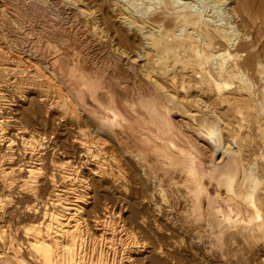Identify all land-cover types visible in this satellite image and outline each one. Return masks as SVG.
Instances as JSON below:
<instances>
[{
	"label": "bare ground",
	"instance_id": "bare-ground-1",
	"mask_svg": "<svg viewBox=\"0 0 264 264\" xmlns=\"http://www.w3.org/2000/svg\"><path fill=\"white\" fill-rule=\"evenodd\" d=\"M25 1L0 0V264H140L141 260L144 264H168L162 257L181 264L161 248L156 254L159 259H151L154 250L148 251L145 238L119 217L126 209L130 181L127 170L109 157L108 144L130 150L143 175L139 185L145 182L153 191L150 202L159 199L166 205L162 208L155 203L157 215L165 218L167 228L182 235V242L187 239L201 263L211 264L216 258L206 248L215 245L226 248L227 252H217L223 264H264V255L254 259L253 247L257 245L254 239L264 235V169L259 172L254 159L245 167L247 159L236 143L243 130L254 126V137L259 138V142L254 139V151L264 150V12L251 18L255 37L248 44L229 19L222 23L208 13L213 7L225 6L227 0H198L203 4L199 8L193 0L121 1L120 14L124 11L133 14L135 22L157 25L158 34L150 32L145 37L154 58L144 48L138 56L147 59V66L159 65L158 71L164 75L171 68L173 81L178 76L177 65L183 72L190 69L191 88L215 98L237 117L235 128L226 134L227 126L213 112L193 117L191 125L175 121L184 114L178 98L152 79L145 66H136L134 60L125 62L132 53L126 34L117 30L108 34L111 28H105L104 34L92 25L89 32L97 38L92 41L107 38L108 47L97 52L104 59L89 58L91 39L81 40L73 34V47L49 39L60 33L67 42L71 32L45 16L46 8L38 5L51 1L56 6H72L73 0L68 4L66 0ZM139 1L149 4L142 6ZM243 2L233 3L236 9L230 7L234 15L237 10L246 14ZM103 8L99 5L97 9L103 14ZM75 14L83 16L82 12ZM153 14L156 16L148 17ZM36 15L46 17L40 30L48 38L25 42V35L15 34L10 40L12 30L16 33L25 23L32 24ZM10 50L23 57H13ZM64 58L71 63L69 69L78 72V83L64 75L60 65ZM169 58L173 64L166 62ZM121 66L133 73L137 69L146 84L132 90L130 85L135 88V84L120 73ZM25 101L62 123L73 121L77 151L72 156L62 151L57 136L51 138L45 131L31 128L32 122L46 125L47 120H39L31 107L23 110L20 103ZM247 117L250 120L244 126ZM161 133L168 139L159 138ZM172 139L179 142V149L172 150ZM48 150L55 158L49 162ZM172 158L181 163L169 164ZM93 179L109 182L110 198L98 201L102 203L101 215H96L97 204L87 192ZM58 181L66 198L58 193L45 202L49 186ZM91 209L95 210L93 216ZM235 246L245 248L240 256L232 252ZM192 263L197 261L188 262Z\"/></svg>",
	"mask_w": 264,
	"mask_h": 264
},
{
	"label": "rangeland",
	"instance_id": "rangeland-1",
	"mask_svg": "<svg viewBox=\"0 0 264 264\" xmlns=\"http://www.w3.org/2000/svg\"><path fill=\"white\" fill-rule=\"evenodd\" d=\"M28 1H30V0H27L25 2H28ZM68 1L69 0L65 1V2H67L66 4H68ZM76 1H78V0L72 1L75 3V5H72L73 7L70 4L65 6L64 5L65 3L56 6L51 1H47V3L43 4V5L38 3L39 6L44 7L43 9L46 8L45 9L46 10L45 16H48V18H51V20H53V21H58V23L63 24L62 26L68 28L71 32L70 36H69V40H68L70 42H68V41L64 42L68 38L65 39L64 36L60 33L54 34L51 37H49L50 40H52L53 42H56L57 44L69 43V45L71 47H73L74 46V42H73L74 40H73L72 36H73V34H76L75 35V37L77 36L76 38H79L81 40L87 39V41H89V39H91L89 41V42H91L92 40H95V38H96L91 32H89V29L92 28L93 26H95L96 29L103 31L104 34L105 33L107 34L106 29L109 30L110 28L112 30L110 29L111 31L108 32V34L112 33L114 30L119 31L121 34L122 33L126 34L130 38V41L132 43V53L128 56L129 61H127V58L125 57V62L130 63L131 61L134 60L136 66H138V67L139 66H141V67L145 66L144 68L148 69V72L150 71V76H152L151 77L152 79H155L167 91H169L170 94H172L174 97L178 98L179 102L182 105V109H183L184 114L183 115L179 114L178 116H176L175 121L179 122L182 125H191L193 122V120H192L193 117L200 118L201 116L209 115V113L213 112L214 114L218 115L222 119L223 123H225V125L227 126L226 132H225L226 134L229 133L230 129L235 128L237 117L235 118V116L233 115V112L229 108H226L225 105H220V103H218V101L215 98H212V97L207 96L205 94L203 95L198 90L191 88V85L188 81V76L190 75V72H191L190 69L187 70L188 68H186V70L184 69V72H183V70H182L183 68L181 67V65H177L175 68L176 69L175 72L178 76H177V79H175L173 81L172 80L173 75L171 74V71H172L171 68L168 70L170 74L168 72H165V75H164L160 71H158L160 69L159 65L157 66L155 64L154 65L151 64L150 66H147V64H146L147 59L145 60L144 58H141L138 56V53L142 54V52H143L142 49L144 48V52L148 53L149 57H151V59L154 58L153 57L155 55L154 50H153V48H152V50H150L151 47L149 46V41H147L146 38H147V34L150 32H154L156 35L158 34V33H156V31L158 30L156 28L157 25H153L149 22L148 23L146 22L144 24L141 23L140 21L135 22V20H134L135 16H132L133 14H127L124 11H121V14H120L121 6L123 5V3L121 2L122 0H111V1L110 0H96L95 2H90L91 0H80L78 2H76ZM197 1L193 0L195 6H197L198 8L200 6H203V4H200V2L199 1L197 2ZM237 1L238 0H229V1L227 0L226 5H225L226 7L225 6L213 7V8L208 10L209 11L208 13L210 16H212L213 20L214 19L219 20V21L222 20L221 21L222 23H224L227 19H229L228 21L231 22L234 26H236L240 36L243 35L242 39L246 40L247 43L249 42L248 44H251L253 38L255 37V31H254L255 29L253 30V24L251 22L252 21L251 18H253V16L254 17L257 16V13L264 12V0H246V1L241 0V1L245 2L246 14L243 13V11L237 10V13L234 15L232 13V11L230 10V7H233L234 9H236L237 5H234L233 3L236 4ZM146 2H148V1H144V2L139 1V2H137V4L140 5V3H141L142 6H145V4L146 5L149 4ZM50 3H52L53 5ZM99 5L100 6L102 5V7H104L103 8L104 9L103 14L97 9ZM76 7H77V9H76ZM76 11L82 12L83 16L82 15L77 16L75 14ZM159 11H157L155 14L157 15V13ZM32 13H33V11L31 12V14ZM247 13H248V15H247ZM155 14L150 15L148 17L153 18L154 16H156ZM45 16L39 17L36 15L35 22H33L32 24L25 23V26L22 28L23 30L20 29L16 33H13V30H12L11 34L8 35V36H11L10 40H12V36H14L16 34V35H19L22 37H24V35H25L26 36V38L24 37V39H26L25 42H28V41L30 42V41L36 39L35 37H38L37 40H40V42H43L44 37L48 38L47 37L48 35L46 36L40 30L41 26L46 21ZM124 19L126 21H124ZM42 21H44V22H42ZM132 22L134 24L131 25ZM26 24H27V26H26ZM31 27H33V28H31ZM127 27H130L129 30ZM175 27H176V25H175ZM254 28H255V26H254ZM31 29H33L35 31L32 35L30 34ZM140 31H141V33H139ZM22 32H23V34H19ZM28 32H30V33H28ZM140 34H142V35H140ZM27 36H29V37H27ZM32 36H33V38H32ZM142 37H143V39H142ZM101 41H95V42L92 41V43H91L92 44L91 54L89 55V58L92 57L94 59H97V57H98V58L104 59V56L103 55L101 56L97 52L101 51L102 49H107V47H108V44H106L107 38H103ZM9 54L12 55L13 57L14 56L23 57V55H21L19 52L15 51V50H13V51L10 50ZM151 59L149 58L148 60H151ZM169 59H167L166 62H168V64H173L172 63V62H174L173 58H169ZM149 62H152V61H149ZM68 63H69V65H68ZM60 65H61L63 71L65 72L64 73L62 71L64 73V75L66 77H70V80H72V82L78 83V74H77L78 72H75V71L72 72L70 70L71 69L70 61H68L65 58L61 59ZM65 66H67V67H65ZM178 66L181 69L178 68ZM136 70H134V73H133V71H130L131 72L130 73V72H128L126 66H121V70H120L121 71L120 73L122 75L124 74L123 76L126 75V77L129 79V81L131 80L130 82L131 83L133 82L135 84V88L133 87V85H130L132 87V90L136 89V87H139L140 83H141V86L143 84H146L144 82L145 79L142 78V74H140L138 72V70L136 72ZM154 70H157L158 74L153 73L152 71H154ZM187 71H189V74ZM128 73H129V75H127ZM183 73H186V74H183ZM130 74H132L134 76L132 77V75H130ZM161 74L163 75V77ZM135 75H136V77H135ZM166 75H167V77H166ZM169 75H170V77H169ZM186 77H187V80H186ZM138 80H141V81H138ZM137 82H138V84H137ZM20 104L22 105V109L25 111L31 107V105H29L30 102L27 103V101L22 102ZM30 109H32L36 113V115H39L42 117V118H40L39 116H37L39 120H47V124H46L47 127H46V125H44L42 123H38L35 126L34 123L32 122L30 124L31 128H33L38 133H43L45 131L47 133V135L51 138H54L57 136L56 138H58L57 140H58L60 147H62V151H64L67 155L72 156L73 153L77 151L76 150L77 145L73 141L74 138L76 137V134H75L76 129L73 125H71V122H73V121L66 120L67 123L66 122L62 123L61 121L54 119L50 115H48V113H46L44 109L39 110V109L34 108V107H31ZM43 113H44V115H43ZM247 120H250V119L248 117L246 118V121L243 122L244 126H246V124L248 123ZM253 127L254 126H252V130H249V129H246L247 131L243 130V132L240 134V137L236 140L237 141L236 143L240 145V149L238 150V152L240 154H242L243 157H246V159L249 161L248 162L247 160H245V162H244L245 167H247V165H250L252 162H255L254 160H257V164H258V168H259V169L258 168L257 169L259 170V172H261V168H262V170L264 169V164H263L264 163V150L255 149L256 151H254V139L256 140V142H259V138L257 136L254 137V128ZM43 129H45V130H43ZM247 133H249V134H247ZM161 137L164 140L168 139V136L165 134L163 136L162 133L160 134L159 138H161ZM172 140H173L172 150L179 149L181 147L179 142L175 139H172ZM175 145H176V147H175ZM108 146H109V148H108ZM106 150L109 151L108 152L109 157L112 155L111 158H116L115 159L116 162H119V164L122 165V167L125 169V171L127 170L126 174L129 176V177L128 176L127 177L129 179V181L131 182V183L129 182L127 184V190H128V193H127L128 199L127 200L128 201L127 200L125 201L126 209H125V211L120 212L119 217H121L122 219L125 220L127 226L132 227L133 229H135V231L137 230L138 233L136 232L135 234H140V237L142 236L141 238H143V239L145 238L143 243L145 245H147L148 251L154 250L153 251L154 253L152 252L153 254L151 253V255H150L151 259L156 258V257H157L156 259H159L158 258L159 255H156V254H157V250L159 248H161V250L164 251V253L166 252V254L175 255V257L179 261H181V264H188V262L190 263L191 261H194V260L197 261V264H203L200 262V259H201L200 256L195 255V252L193 251L194 249H191L189 247V245L186 244L187 239L183 238L184 241L182 242V240L180 239V237H182V235L178 234V232H176V231H172L171 229L167 228V226L165 224V218L163 219V216L161 217V216L157 215V213L155 211L156 210L155 203L160 204L162 208H165L166 205L164 203H161V201L159 199H156L155 202H154V200H153V202L152 201L150 202V198H148V197H150V194H152L153 191H151L150 185L149 184L146 185L145 182L144 183L142 182L143 184L139 185V180L143 177V175H141V172L138 169L139 167L137 166L134 159L130 155V152H129L130 150H127L125 147H122V146L111 147V145H109V144L107 145ZM111 152H112V154H111ZM256 152H257V154H256ZM47 153H48L47 154V159H48L47 161L49 162L51 159L54 158V155H53L51 150H48ZM127 154H128V156H127ZM167 162L169 164H173V165H176L177 163H181L180 161L173 159V158L171 159V162H170V160H168ZM182 163H183V161H182ZM135 179H136V181H135ZM91 181H89L90 189L87 192L90 193V196H93L92 200H95V201L92 202V200L91 201L88 200V203L92 202L94 204L96 202L97 206H94V209L98 210V211L96 210V212H95V210L91 209V211L93 210V212H91V214L93 213L91 216H93L97 212L98 213L96 215H98V214L101 215V213L103 212L101 210L102 209V203L104 202L105 199L110 198V191L108 192V190H107V183L109 184V182H107V183L105 181L99 182L96 179H93ZM98 184H101V185H98ZM99 186H100V188H99ZM64 192H65V189L63 188V184H61L60 181H58V184H56L55 186H53V187L49 186L48 190L46 191V193L44 195L45 198H43V200L47 201L48 198L53 199V196L58 194V193L64 199V198H66V195H64ZM97 197H98V199H97ZM68 198L70 199V201L73 200V195H69ZM100 198L101 199L103 198V199L101 200ZM144 200H145V202H144ZM98 201L99 202L103 201V202L99 203ZM47 205H49V204H47ZM91 207L92 206H89L88 208L90 209ZM96 207H98V208H96ZM262 213L264 215V212H262ZM153 219L155 221H157V223H159V225L161 226V229H157L154 226V224H153L154 220ZM144 221H146V222H144ZM25 222L27 223V220H25ZM26 223L23 222V224H26ZM145 223H147V224H145ZM139 229H141L143 232L140 233ZM260 235H261L260 237H261L262 242L259 241L258 238H260V237H258L257 238L258 241H257V239H254V244H257V245H253L254 253L256 254L254 259H256V260H259L260 259L259 257L264 255V250H263L264 249V240H262V239H264L263 238L264 235L261 233H260ZM259 244H261V245H259ZM259 247H261V248L259 249ZM206 248L207 249L210 248L208 251H210L211 254L216 256V258L213 259L212 261L210 260L209 263L210 262H212L211 264H221V263L223 264L224 263V262H220L218 254H220L219 253L220 251H223V253L227 252L226 248H224V250H223V248H221V247L219 248V246H215V245H207ZM243 248L244 247L238 248L235 246L231 249H232V252L234 254H236L237 256H240L241 249L243 250ZM231 249L229 251H231ZM235 250H236V252H235ZM261 250L263 251V253ZM217 252H218V254H217ZM144 256H146V255H144ZM162 258H164V257H162ZM162 258H160L161 261L163 260L162 262L171 264L170 261L165 260V258L164 259H162ZM151 259H150V257H148L147 260L151 261ZM141 261L142 262L140 264H142V263L144 264L145 261H143V260H141Z\"/></svg>",
	"mask_w": 264,
	"mask_h": 264
}]
</instances>
